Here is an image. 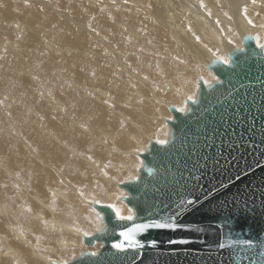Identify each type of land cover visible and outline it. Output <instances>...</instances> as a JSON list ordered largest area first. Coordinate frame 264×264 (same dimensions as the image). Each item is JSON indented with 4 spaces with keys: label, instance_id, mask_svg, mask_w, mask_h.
<instances>
[{
    "label": "bare ground",
    "instance_id": "1",
    "mask_svg": "<svg viewBox=\"0 0 264 264\" xmlns=\"http://www.w3.org/2000/svg\"><path fill=\"white\" fill-rule=\"evenodd\" d=\"M6 1L9 3L0 4V37H4L5 40L0 41V67H2L0 88L5 89V96H15L18 99L26 97L27 100H32L33 116L26 120L23 115L12 113L13 118L8 119L13 121L17 128L11 126L12 130L9 131L5 121H2L7 128L0 129V145H7L10 148V152L0 158V264H25L23 252L26 250L34 258V260H30V257L28 264H38V258L39 260L40 258L44 259V256L36 251L31 240L38 230L37 220L44 217H40L36 211L29 212L26 209L27 197L32 200L35 207L39 199L29 189L27 190L23 179H29L31 175L37 178V175L43 174L42 170H44L42 167L40 170L39 165L48 166L51 170L52 166L46 160H54L57 163L59 159L61 162L57 164L58 167H62L61 172H57L55 167L52 170L56 173L55 175L66 176L68 171L63 166V161L69 154L67 151L74 152L77 157L81 156L83 152L80 150L82 147L80 143L81 129L84 131V133L82 132L84 135L95 138L101 147L107 148L113 155L110 157L111 161L109 160V169L107 168L108 172L106 173L113 175L107 180H112V182L116 180L113 182V185L117 184V187L113 188L115 194L112 193L111 187H108L111 190H108L107 193L100 191L99 199L102 198L103 201L109 199L111 204L106 207L115 206L111 209L115 212V217L118 220L116 209L120 210L121 215L136 217L135 208L127 204V199L131 195L125 196L121 193L122 191H118L119 188H123V185L129 184H122V182L135 178L134 174L138 172H141L142 176L146 175L145 166L149 169L150 175L154 173L146 165L145 156L151 155V151H146V149L149 150V147L152 148L153 145L165 147L172 142L174 137L172 124H175L173 111H179L182 115L188 114L190 112L189 104L196 105L200 100L201 85L211 89L219 83V78L214 72V65L218 60L231 61V57L239 52L244 50L246 52L245 46L251 42L261 48L259 45L264 44V0H110L108 4L104 0H101L103 1L101 3H97L100 0H96L95 3L91 2L94 8L88 4L90 0H66L65 2L38 0V3L34 1L29 3L23 0ZM56 7H60L64 11ZM53 12L59 14L63 12L64 19L58 18ZM89 27L99 35L98 38L95 37V34L90 37L87 35L90 31ZM17 34L20 36L17 37ZM15 39L19 43L17 47L11 49L14 45L8 44H12L11 42ZM29 40H33L32 42L36 45L40 42L39 56H35L32 51L29 55L27 48L28 57L17 52L23 49L21 47L24 45L21 46V44L24 42L28 44ZM43 41L53 43L51 47H47L48 45H44ZM16 49L17 51H15ZM29 49L31 50V48ZM71 49L77 50L76 53H73ZM45 51L48 52L47 56L43 55ZM97 56L102 58L96 59ZM24 57L29 62L30 58L38 57L40 60H46L49 63L57 62L60 65V72L52 66L48 69L47 64H43L36 71L33 70L37 75L42 74L43 78H39L49 82L45 93L41 92L38 87L40 84H45L40 81L41 79L34 82L27 78L26 87L16 86L11 79V77L16 78L19 72H25L27 75V66L30 67L32 63L26 65L23 61ZM262 57H264V51H262ZM103 63H108L107 68H103ZM11 67L15 72L6 71ZM5 68L7 69L5 70ZM56 73L60 77L54 79ZM110 74L115 78L116 83H121L116 91L111 90L113 83L109 82ZM178 74L181 76L179 77ZM123 80H125L124 83ZM61 81L67 88L64 94L56 93L57 84ZM123 84L134 86L133 90L141 93L142 100H146L147 104L141 102L138 109L125 107L127 104L123 106L122 102L131 100L133 103L137 100L134 99L137 94H134L133 98L129 97L131 93L124 88ZM93 85L95 92L101 91L98 98H93L95 97L93 93L88 91L89 89L93 90ZM74 87L78 92L73 91ZM81 92L85 98V95L92 98L80 100ZM49 95H54L55 99L50 96L52 100H48ZM105 97L111 98L112 102L101 100L106 99ZM131 103L129 102V105ZM181 109L185 110L181 111ZM117 115L127 125L130 139L126 138L128 133H125L126 136L124 135L125 138L122 139L118 137V135L121 136L120 134H116L117 137L113 134V132L121 133L123 130L121 129L122 123L116 117L114 118ZM126 115L130 118L133 116L134 120H126L124 117ZM41 116L45 117L44 121L39 120ZM0 117L4 116L0 115ZM92 118L93 121L99 120V124H101L99 126L95 122L93 123V125L99 126L96 131L92 130L93 126L92 129L87 130L83 125L85 121L90 124L89 120ZM44 123L55 129L57 137L51 139L48 134H44ZM14 124L12 123V125ZM88 126L90 127L91 124ZM99 130L102 132L100 133L102 138L98 134L99 132L97 133ZM104 137H107V140L103 141ZM108 138L111 139L109 140L111 143L106 142ZM162 140L167 143L161 144ZM84 147L86 148V146ZM91 151L89 152L92 154ZM105 155L102 153L99 158L103 156V158H107ZM77 159L79 160V157ZM38 163L40 164L38 165ZM71 164L73 163L71 162ZM105 166H102V169ZM93 169L87 167L86 174ZM101 172L104 174H101V177L97 176V179L95 177L89 179L87 176L88 182L95 183L97 189L100 187L97 184L100 182V178H106L108 175L104 171ZM92 175L95 174L92 173ZM54 177L50 178L51 183L56 182ZM71 177L75 178L74 175ZM63 184H66L65 180H63ZM85 184L88 185V183ZM77 185L79 186V184ZM34 191L38 192V186L34 187ZM71 192L73 194L72 190ZM95 192L97 196V191ZM17 193L22 197L20 198ZM59 193L61 194V192ZM105 194L107 196H104ZM63 197L65 198V196ZM95 199H93L94 202ZM102 199L99 203L102 202ZM82 203L86 204V202ZM95 204L97 203L95 202ZM61 206L62 204H60ZM92 207L94 208L93 205ZM91 212L82 207L79 208L80 215H75L73 212L72 216H78L81 222L79 223L83 228L91 225V231L94 233L101 230L106 232L108 223L105 214L100 218V212L99 215L97 212L95 213L98 216L92 215ZM67 213L69 214V212ZM46 214L57 223L62 219L66 220L64 219L66 217L63 218L62 210L57 211V216L61 221L57 220L56 215L54 219V215L49 211H46ZM69 215L71 217V214ZM75 216L70 218L71 222L69 223V220L68 224L72 223V219L75 220ZM45 218L48 217L45 216ZM63 224L60 225L62 230L67 233H65L67 237L56 238L54 243L56 246L65 248L66 251L58 255L60 260L57 261L55 258V260H50L51 263L62 264V261L65 263L64 256L69 259L70 256L78 254L77 256L81 255L79 258H82L85 255L84 252H88V254L95 252L94 248L99 249L95 252L98 254L103 248H101L103 245L100 242L97 243L96 240L92 243L93 247L88 245V241L105 234L89 236L90 239L87 237L86 243L92 247L88 248L83 245L86 235H82L83 232L77 228L78 226L68 228V225ZM74 232H77L79 236ZM80 236L83 237L82 242ZM85 249L88 250L85 251ZM49 251L54 252L52 249ZM159 255L160 250H155L152 257L156 259ZM45 258L47 259V257ZM48 261L46 260V264Z\"/></svg>",
    "mask_w": 264,
    "mask_h": 264
},
{
    "label": "water",
    "instance_id": "2",
    "mask_svg": "<svg viewBox=\"0 0 264 264\" xmlns=\"http://www.w3.org/2000/svg\"><path fill=\"white\" fill-rule=\"evenodd\" d=\"M245 48L229 64L218 60L219 83L202 84L188 114L173 111L172 142L145 156L154 173L122 186L135 219L118 220L111 208L98 207L108 231L88 244L105 246L70 264H264V49L253 42ZM191 199L199 204L187 211ZM178 206L185 209L178 222L187 227L137 232L139 250L112 246L123 241L121 231L167 222Z\"/></svg>",
    "mask_w": 264,
    "mask_h": 264
},
{
    "label": "rangeland",
    "instance_id": "3",
    "mask_svg": "<svg viewBox=\"0 0 264 264\" xmlns=\"http://www.w3.org/2000/svg\"><path fill=\"white\" fill-rule=\"evenodd\" d=\"M15 1V0H14ZM16 1H22V0H16ZM23 1H27V2H29V3H31V1H34V2H37L38 3V0H23ZM46 1H48V2H50L51 0H46ZM60 2H65L66 0H59ZM98 1V0H97ZM107 4L110 2V0H104ZM48 2H46L47 4H48ZM91 2L92 3H95L96 2V0H90V1H88V4L89 5H91ZM101 3V2H103V1H98L97 3ZM3 3H9L8 1H6V0H3V1H1L0 2V4H3ZM42 3V2H41ZM46 3H43V4H46ZM47 6V5H46ZM91 7H93L94 8V5L92 6L91 5ZM57 9H59V10H62V11H64L62 8H60V7H56ZM58 18H60V19H64V14H63V12H61L62 14H59V13H56V12H53ZM66 20V19H65ZM89 29H90V31H89V33H87V35L90 37L91 35H93V34H95V31L92 29V28H90L89 27ZM84 33V32H83ZM86 34V33H85ZM17 37H19L20 36V34H17L16 35ZM98 34L96 33L95 34V37L96 38H98ZM88 37V38H89ZM95 38V39H96ZM0 41L2 42V41H5L4 40V37H0ZM33 40H29V42H28V44H26V42H24V44L22 43L21 44V46L22 45H24L23 47H21V48H23V49H20V50H18L17 51V49L15 50V51H17L18 53H20V54H23V56H26L27 55V57H28V51H29V55H31V51L35 54V56H39L38 54V52H40V42L39 43H37L38 45H36V44H34L33 42H32ZM54 41V40H53ZM17 42V43H16ZM44 42V41H43ZM12 44H8V45H14V46H12L11 47V49H13L14 47H17V44L19 43L16 39L14 40V41H12L11 42ZM52 43L53 42H44V45H48L47 47H51V45H52ZM26 45H27V47H26ZM8 48V47H7ZM7 48H6V50H7ZM28 49V51H27V49ZM29 48H31V50L29 49ZM71 50H73V53H76V51L77 50H74V49H71ZM12 52L14 51V50H11ZM14 51V52H15ZM25 51H26V53H25ZM16 53V52H15ZM15 55H17V54H15ZM43 55H48V52L47 51H45L44 53H43ZM95 57V56H94ZM98 57L99 56H97L96 57V59H98ZM100 58H102V57H99V59ZM23 61L26 63V65H29V63H32L31 64V66L30 67H28L27 66V75L25 74V72L23 73V72H19V75H17L16 76V78H12L11 77V79L14 81V84H16V86L18 85V86H24V87H26V83H25V81H26V79L27 78H30L32 81H34V82H36L37 80H40L41 78H43L42 77V74L41 73H39L38 75H37V73H34L33 72V70L34 71H36L37 69H39L43 64H47L48 65V69H50L51 68V66L52 67H54L55 69H57V71H61V67H60V65L57 63V62H53V63H49V62H47L46 60H40L38 57L37 58H35V57H33V58H30V62L27 60V59H25V57L23 58ZM104 65H103V68H107L106 67V65H108V63L106 64V63H103ZM50 65V66H49ZM7 68H5V70H6ZM203 69H205V67H203ZM0 70L2 71V67H0ZM206 70V69H205ZM6 71H10V72H15V70H14V68H10V69H7ZM65 71V70H64ZM207 71V70H206ZM58 72V73H59ZM111 72H113V70L111 69ZM25 74V75H24ZM57 74V73H56ZM55 74V76H54V79H57V77L59 78L60 76H59V74H57L56 75ZM110 76V78H109V82H112L111 84V86H113L112 87V91L113 90H118L119 89V86L121 85V83H116V80H115V78L114 77H112V74H110L109 75ZM178 76L180 77L181 76V74H178ZM39 77H41V78H39ZM127 79H129V77H126ZM40 81H42V82H44L45 84H40V85H38V87H39V90H41V92H43V93H45L46 91H47V85H49V82H46L45 80L43 81V79H41ZM125 82V80H123V83ZM149 83H150V81H149ZM2 84H4V82H2ZM37 84V83H36ZM62 84V85H61ZM64 84V85H63ZM126 84V83H125ZM125 84H123V86H124V88L129 92L130 91V93L132 94H130L129 95V97L131 96V98H133L134 96V94H137V95H135L136 96V98L134 97V99H137V100H135L133 103H131V100H128V102H125V103H121L123 106H125L126 104H127V106H125V107H129V108H131L132 107V109H135V108H140L139 107V104H141V102H143V103H146L147 104V101L145 100V101H143L142 99H143V97L141 96V93H138L137 91H134L133 90V88H134V86L133 87H131V86H128V85H125ZM151 84H153V83H151ZM118 85V86H117ZM41 86H43V87H41ZM57 87L58 88H56V93H60V94H64V92L66 91V85H65V83H62V81L59 83V84H57ZM93 87V90L92 89H89L88 91H90L91 93H93V95L95 96V97H93V98H98V96L100 95V93H101V91L100 92H98V90L96 91V92H98V93H96L95 92V90H94V85L92 86ZM118 88V89H117ZM44 89V90H43ZM53 90V89H52ZM76 90V91H75ZM45 91V92H44ZM73 91H75V92H78V90H77V88L76 87H74V89H73ZM81 94H82V92H81ZM138 94H139V96H138ZM50 96L51 97H53L54 99H55V96L54 95H49V97H48V100H52V98H50ZM86 96V98L83 96V94H82V97L81 96H79V99L80 100H90L89 98H92V97H88V95H85ZM133 96V97H132ZM50 98V99H49ZM106 99H101V100H105L104 102H106V101H108V100H110V102H112V100H111V98H109V97H105ZM28 98H26V97H23L22 99H18L17 97H15V96H13V97H9V96H5V89L4 88H0V107L2 108H0V115L1 116H4V117H0V129H3L4 127L5 128H7L9 131L10 130H12V127L14 126V127H16V125L14 124V122L13 121H10V119L11 118H13V116H11V114L12 113H19V114H21V115H23L24 116V118L27 120L28 119V117H32L33 116V103H32V100H27ZM100 99V98H99ZM130 99V98H129ZM142 100V101H141ZM140 101V102H139ZM129 102L131 103V105H129ZM136 103H138V104H136ZM125 104V105H124ZM136 104V105H135ZM136 106V107H135ZM41 114H43V113H41ZM35 115V114H34ZM117 118L121 123H122V128L121 129H123L122 130V132L121 133H123V134H121L120 132H113V134H120L121 136H119L118 135V137L119 138H125V136H126V134L128 133L129 134V129H128V127H127V125L125 124V123H123L122 121H121V119L119 118V116L117 115V116H114V118ZM125 117V119L127 120H134L133 118V116H131V118L128 116V115H126V116H124ZM8 118H10V119H8ZM44 116H41V117H39V120L40 121H44ZM3 119V120H2ZM35 119L37 120L38 118H37V116L35 117ZM2 121H5L4 123L6 124V126H5V124L2 122ZM79 121V120H78ZM2 122V123H1ZM9 122V123H8ZM89 122H90V124H91V126L89 127L88 125H90L87 121H85L84 123H83V125L85 126V128L88 130V129H90L92 126L94 127H92L91 129L94 131H96V130H98L99 128V126H101V124H99V120H94L93 121V118L91 119V120H89ZM96 123V124H98L99 126L97 127V126H95V125H93V123ZM98 122V123H97ZM11 123V124H10ZM12 123L14 124V125H12ZM4 124V125H3ZM125 124V125H124ZM2 125V126H1ZM12 126V127H11ZM44 134H48L50 137H51V139H53L54 137H57V135L55 134V129L54 128H52V127H49L46 123H44ZM13 127V128H14ZM17 128V127H16ZM15 128V129H16ZM80 131H81V134H82V137L80 138V143H81V146L82 147H80V150L81 151H83L82 152V154H81V156H78L79 157V160L77 159L78 157L74 154V152H68L67 151V153H69L66 157H65V160H67V161H63V166L66 168V170L68 171V174L66 175V176H62L61 177V175L60 174H57V175H55L56 173H54V171L52 170V169H54V167H55V170H57V172H61V170H62V167H58V164L57 163H59V162H61V159H59L58 161H57V163H56V161H51V160H46V161H48V164L50 165V166H52L51 167V170H50V168H48V166H45V165H39L40 163H38V168L41 170V167L44 169V170H42V172H43V174L42 173H40L39 174V176H41V178H39V176L37 175V178H34L32 175L31 176H29V179L27 178H25V179H23V182H24V185H25V187L27 188V190L29 189L30 190V192L32 193V194H35L36 196H37V199H39L37 202H38V204H37V206L35 207L34 206V204H32L33 202H32V200H30L28 197L26 198V209L29 211V212H31V211H36L39 215H40V217L42 216V217H44V218H40L39 220H37V223H38V230H37V233H36V235L34 236V237H32V240H31V242H32V244L36 247V251L38 252V253H41V254H43L42 256H44V259H42V258H40V260H39V258H38V264L39 263H41V261H42V263L41 264H43V262H45L44 264H46V260H49L48 261V263L47 264H56V262L54 263V262H52L51 263V261H52V259L53 260H55V258H56V260L58 261V260H60V259H58V255L60 254V253H63V252H65L66 251V249L65 248H61L60 246H56V244L54 243L55 242V240H56V238H59V237H61V238H66L67 237V233L66 232H64V230H62V226L60 225V224H63V225H65L66 224V226L68 225V228H73V227H77L78 229H80L83 233H82V235H85V233H87V235L84 237L85 238V240H83L84 241V243H83V245H85L86 247H88V248H92L93 247V245H92V247L91 246H88V245H90V244H88L87 245V243H86V238L88 237L89 238V236L90 237H92L93 235L95 236V235H104V233H105V231L104 230H101V231H97V232H92L91 230H92V227H91V225H89L88 227H85V228H83V227H81V222L79 221V218H78V216L76 217L75 215H80L79 214V208H82V207H84L85 209H87L89 212H91V210H92V212H91V214L92 215H97L100 211H98L99 209H98V207H101V205L102 206H107L108 204H111V203H109V199L107 198L106 200H108V201H103V199H102V202L101 203H99L100 201H101V199H99V195H100V193L101 192H105V193H107V192H109L108 190H111L112 189V193L114 192V194H115V191L113 190V188H116L117 187V184L116 183H114V185H113V182H116V180H113V182H112V180H107V178L109 177V178H111L113 175L112 174H108V173H106V172H108L107 171V168L109 167L108 165H109V163H110V161H111V159H110V157H112L113 155L112 154H110L111 152H109L108 151V149L107 148H103V147H101L100 146V144L96 141V139L95 138H93V137H89L88 135H84L83 133H84V131L83 130H81L80 129ZM83 132V133H82ZM99 132V133H98ZM97 133L99 134V135H101L100 133H102L100 130L99 131H97ZM126 133V134H125ZM137 133V132H136ZM127 134V136H126V138L127 139H130V134L128 135ZM125 135V136H124ZM124 136V137H123ZM116 137H117V135H116ZM101 138H102V135H101ZM95 139V140H94ZM83 140V141H82ZM105 140H107V137H104L103 138V141H105ZM109 140H111V139H109L108 138V141H106L107 143H109L110 141ZM86 141V142H85ZM97 144H96V143ZM111 143V142H110ZM52 144V143H51ZM87 144V145H86ZM41 145V144H40ZM39 145V146H40ZM86 146V148L84 147V146ZM99 145V146H98ZM87 146H90V147H87ZM148 147L150 146L149 144L147 145ZM29 148H30V146H29ZM90 149V150H87V149ZM102 148V149H101ZM16 149V148H15ZM85 149V150H84ZM107 149V150H106ZM148 149V148H147ZM146 149V151H151L150 152V154L152 155V151H153V147L151 148V147H149V150H147ZM152 149V150H151ZM17 150V149H16ZM63 151H65L64 149H62ZM92 150V151H91ZM97 150V151H96ZM106 151V153H104V152H102V151ZM142 150H144V149H142ZM87 151V152H86ZM89 151H91L92 152V154L89 152ZM8 152H10V148H8V146L7 145H0V158L4 155V154H6V153H8ZM41 152V151H40ZM40 152H39V155H40ZM94 152H97V153H95L94 154ZM98 152H100V153H98ZM105 155V156H107V158H99V156H100V154H102V153ZM64 153H66V152H64ZM89 153V154H88ZM108 153H109V155H108ZM85 154V155H84ZM87 154V155H86ZM97 154H98V156H97ZM91 155V156H90ZM94 156V157H93ZM98 158H97V157ZM69 157V158H68ZM74 157H77L76 159L74 158ZM84 157V158H83ZM42 158L44 159V157H43V155H42ZM72 158V159H71ZM74 158V159H73ZM87 158V160H85ZM96 158V159H95ZM69 160V161H68ZM72 160V161H71ZM73 160H75V161H73ZM93 160V161H92ZM105 160V161H104ZM108 160V161H107ZM110 160V161H109ZM79 161V162H78ZM67 164H66V163ZM70 162V163H69ZM71 162L73 163V164H71ZM102 162V163H101ZM104 162H106V164H104ZM69 163V164H68ZM77 163V164H76ZM97 165H96V164ZM100 163V164H99ZM104 164V165H103ZM66 165V166H65ZM69 165H70V167H69ZM78 165H79V167H78ZM96 165V166H95ZM106 165V166H105ZM76 167L75 169H74V167ZM102 166H105V167H103V169H102ZM87 167H90V168H94L93 169V171H91L90 173H88V174H86V168ZM99 168H100V170H99ZM106 168V169H105ZM77 169V170H76ZM102 169V170H101ZM109 169V168H108ZM39 170V171H40ZM74 170H75V172H74ZM115 170L117 171V169L115 168ZM144 170H145V172H146V175H148V176H150V174H149V169L145 166L144 167ZM101 171H104L105 172V174H108V175H106V178H100V182H98L97 184H98V186H100V187H98V189L96 188L97 186H95L96 184L95 183H90V182H88V178L90 179L91 177H101L104 173L103 172H101ZM85 172V173H84ZM39 173V172H38ZM92 173H94L95 175H92ZM42 174V175H41ZM74 175L75 176V178H72L71 177V175ZM102 174V175H101ZM52 176H55L54 178H55V180L54 181H56V182H50V178L52 177ZM59 176V177H58ZM87 176H88V178H87ZM26 177V176H25ZM47 177H48V180H47ZM97 177V178H98ZM134 177L135 178H133V179H129V180H126V181H124V182H122V184L123 183H129V184H131V183H133V184H135V183H137L138 181H140L141 179H142V173L141 172H138L137 174L135 173L134 174ZM65 178V179H64ZM67 178H69L70 180H68ZM96 178V179H97ZM46 180H47V182H46ZM61 180V181H60ZM63 180H65L66 181V184L64 185L63 184ZM68 180V181H67ZM134 180V181H133ZM59 181V182H58ZM71 183H70V182ZM108 181H109V183H108ZM50 182V183H49ZM68 182V183H67ZM72 182H73V184H72ZM121 182V181H120ZM119 182V183H120ZM56 183V184H55ZM85 183H88V185L87 184H85ZM111 183V184H110ZM44 184V185H43ZM77 184H79V186L77 185ZM104 184H105V186H107V187H105L104 186ZM56 185V186H55ZM72 185V186H71ZM80 185H81V187H80ZM36 186H38V192H36V191H34V187H36ZM45 186H47L46 188H45ZM75 188H74V187ZM113 186V187H112ZM49 187V188H48ZM54 188V190H53V188ZM101 187H105L104 189L102 188V190H101ZM108 187L110 188L111 187V189H108ZM71 188V189H70ZM76 188H77V190H76ZM88 188H90V189H88ZM99 188H100V190H99ZM52 191H51V190ZM57 189V190H56ZM75 189V190H74ZM87 189V190H86ZM93 191H92V190ZM106 189V190H105ZM121 189H123V188H119L118 189V191L120 190V191H122L121 193L123 194V195H128V196H130L129 194V192L127 191V190H121ZM71 190L73 191V194H75V195H73L72 194V192H71ZM91 190V192L89 193V191ZM57 191H58V193H57ZM95 191H97V196L95 195L96 194V192ZM101 191V192H100ZM59 192H61V194L59 193ZM86 192H87V195H86ZM92 192H93V194H92ZM54 193V194H53ZM88 193H89V195H88ZM18 194V193H17ZM57 194H59V195H57ZM72 194V195H71ZM84 194V195H83ZM92 194V195H91ZM18 195H20L19 197L21 198L22 197V195L21 194H18ZM48 195V196H47ZM82 195V196H81ZM60 196V197H59ZM63 196H65V198L63 197ZM73 196H75V197H73ZM84 196V197H83ZM87 196V197H86ZM89 196V197H88ZM104 196H107L106 194L104 195ZM87 199H86V198ZM91 197H93V198H91ZM95 197H96V199H95ZM131 197V196H130ZM62 198H64V199H62ZM68 198V199H67ZM85 198V199H84ZM91 198V199H90ZM128 198V197H127ZM78 199V200H77ZM79 199H81L80 201H79ZM93 199H95V202L97 203V204H95L94 205V200ZM97 199H99V200H97ZM67 200H68V202H67ZM77 200V201H76ZM84 200V201H83ZM90 200H92V201H90ZM70 201H71V203H70ZM110 201H111V198H110ZM56 202V203H55ZM82 202H86V204H87V202H88V205L86 206V204H83ZM104 202H106V203H104ZM108 202V203H107ZM112 202V201H111ZM68 203V204H67ZM70 203V204H69ZM93 203V204H92ZM103 203V204H102ZM60 204H62V206L60 207ZM90 204H92L93 206H94V208L92 207V205L90 206ZM57 205V206H56ZM58 205H59V207H58ZM45 207V208H44ZM63 207V208H62ZM96 207V208H95ZM49 208V209H48ZM111 208V207H110ZM47 209V210H46ZM97 209V211H95V210ZM59 210H62V213H63V218L64 217H66V218H64V219H66V220H64L63 221V219H62V221L58 218V216H57V211L59 212ZM46 211H49L52 215H54L53 216V218L55 217V215H56V217H57V220H59V221H61V222H59V223H57L55 220L53 221L52 219H51V217H49L47 214H46ZM67 212H69V214H71V217H73V216H75V220H73L72 219V223L71 224H68V221L70 220V215L67 213ZM73 212L75 213V215H73L72 216V214H73ZM97 212V214H95ZM101 213V212H100ZM67 214H68V218H67ZM99 215V214H98ZM97 215V216H98ZM103 216V213H101L100 215H99V217L100 216ZM45 216H47L48 218H45ZM74 218V217H73ZM76 218H78V219H76ZM101 218V217H100ZM55 219V218H54ZM68 219V220H67ZM120 220V219H119ZM130 221V220H129ZM57 224H56V223ZM71 222V220L69 221V223ZM80 222V223H79ZM59 224V225H58ZM74 224H76V225H74ZM58 225V226H57ZM108 231V230H107ZM66 233V234H65ZM76 235H78L79 236V234L77 233V232H74ZM72 236V235H71ZM26 237V236H25ZM72 237H74V236H72ZM80 239H81V242H82V239H83V237L82 236H80ZM90 239V238H89ZM97 243H98V241H96ZM101 243V245H103V246H101V248L103 247L104 248V246H105V243L103 242H100ZM67 248V247H66ZM102 248V249H103ZM50 249H52V250H54V252L52 253V252H50L49 250ZM67 249H69V248H67ZM98 248H94V251L95 252H97L98 250H97ZM101 249V250H102ZM88 249H85V251H87ZM100 250V251H101ZM24 253V257H23V262L25 263V264H28V261H29V259H30V257H31V259L30 260H34V258L29 254V252L26 250V251H24L23 252ZM85 253V255H83V256H86V255H88V252H84ZM89 254H91V252H89ZM78 255V254H77ZM77 255H75V256H70L69 257V259H68V257H65L64 256V258H63V260L65 261V262H67V264H69V263H71V261L73 262V261H75V260H77L80 256H77ZM98 255V254H97ZM39 256V255H38ZM82 256V257H83ZM45 257H47V259L45 258ZM51 260V261H50ZM62 261V260H61ZM16 264H18V263H16ZM62 264H65L63 261H62Z\"/></svg>",
    "mask_w": 264,
    "mask_h": 264
},
{
    "label": "snow or ice",
    "instance_id": "4",
    "mask_svg": "<svg viewBox=\"0 0 264 264\" xmlns=\"http://www.w3.org/2000/svg\"><path fill=\"white\" fill-rule=\"evenodd\" d=\"M262 49H264V44L259 45ZM225 64L230 63L229 60L224 59L223 61ZM189 99H192L189 97ZM185 109H181V111H184ZM161 144L167 143V141H160ZM207 199V195L204 197ZM187 204L189 205V209L187 211L193 210V206L199 204V200L197 199H191L187 201ZM109 207H115L114 205H109ZM185 209L183 206H178L176 210L174 211V214L170 216L169 221L167 222H161V221H154L151 223H140L136 224L134 227L129 228L125 231L120 232V236H122L124 239L122 242L115 243L112 246L116 248L119 251H128L129 249L133 250H139L144 247L138 240L135 239V234L137 232H145L149 229H171V230H178L183 229L187 227V225L178 222L180 217L184 215ZM116 215L120 220H134V215H128L124 216L120 214V210L116 209ZM87 235V233H85ZM181 243H186V241H180ZM91 255L95 256L97 253L93 252ZM67 264V262H65Z\"/></svg>",
    "mask_w": 264,
    "mask_h": 264
}]
</instances>
